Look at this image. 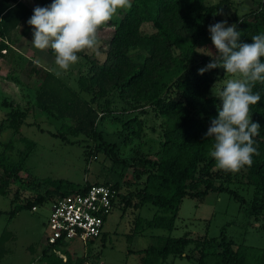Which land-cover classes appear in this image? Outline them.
Listing matches in <instances>:
<instances>
[{"label":"trees","instance_id":"1","mask_svg":"<svg viewBox=\"0 0 264 264\" xmlns=\"http://www.w3.org/2000/svg\"><path fill=\"white\" fill-rule=\"evenodd\" d=\"M52 2L0 0V58H4L10 51L9 43L13 41L12 34L19 22L29 19L35 7H46ZM131 3V9L123 11L116 21L110 20L98 30V49L105 55L102 62L93 55L86 56L84 52L77 54L87 61L85 72L79 73L76 80L77 90L51 70L34 64L33 72L38 74V79L33 100L20 106L12 100L0 99V106L7 108L6 115L0 120V130L9 129L12 133L6 143L7 148L13 149L15 138L28 143L29 147L33 145L22 135L21 128L24 124H30L26 121L30 115L38 112L60 122L59 132L53 135L64 139L67 136L89 137L98 149L104 147L114 162L125 166L134 165V177H144L137 180L140 184L137 190L129 194L119 192L122 185L117 181L94 183L107 184L116 190L114 205L120 197L126 204L134 201L135 204L148 203L159 208L161 212H156L150 219L137 218V233L144 228L171 231L182 199L185 196L202 199L210 191L226 190L247 206L245 209L249 216L261 214L264 210V83L257 82L254 86L253 92L259 93L261 100L250 106V118L261 127L259 135L254 137L258 154L253 155L251 167L245 166L238 173H226L219 169L214 171L216 161L209 155L214 140L206 137L205 133L211 121L218 117V108H222L223 104L216 96L208 95L210 85L218 77L215 74L192 76L189 73L196 65L195 57L201 63H207L213 59L210 55L212 52L216 55L207 23L218 12L204 0H131ZM236 26L241 33L240 43H251L252 36L264 34V0H261L258 10L245 15ZM199 48H203L209 55L198 53ZM48 52L55 55L51 48H48ZM261 62H264V57H261ZM171 91H176L179 97L174 99L169 96ZM82 93H87L89 97H84ZM111 93H116L119 100L130 104L131 108L135 104L148 103L162 117L160 146L153 157L142 155L141 162H130L129 159L119 157L114 144L103 138L98 129L99 120L109 114L133 137L139 138L143 132L140 118L136 114L125 116L126 108H122V115H114ZM125 138L130 142L126 134ZM139 164L143 166L141 169L137 167ZM0 167L4 175L0 179V193L3 195L10 192V179L22 186L31 182L29 174L20 165L7 161L3 154H0ZM213 175L223 177L224 180H216ZM225 180L251 185V199H241ZM44 183L47 187L42 193L21 196L20 190H16L11 202L14 204L19 197L22 199L14 204L9 217L22 209L37 207L48 197H66L76 192H85L91 185L49 178ZM10 235L7 230L0 235V255ZM100 236L103 237V232ZM191 242L192 239L186 236H168L160 248L143 249L139 253L155 252L159 259L164 260L169 254L182 256L185 247ZM218 245L219 250H210L204 246L199 248L200 242H195V264L245 263L244 247L233 246L223 235ZM54 246L66 258L63 260L47 245L39 257L45 264L86 263L84 256L75 257L67 250V244L58 243ZM184 256L189 257L188 254ZM256 258L260 264H264V249L257 250ZM142 259L144 264L150 262L148 258Z\"/></svg>","mask_w":264,"mask_h":264},{"label":"rangeland","instance_id":"2","mask_svg":"<svg viewBox=\"0 0 264 264\" xmlns=\"http://www.w3.org/2000/svg\"><path fill=\"white\" fill-rule=\"evenodd\" d=\"M204 2L218 12L214 19L211 17L212 19L207 23L209 30V25L225 20L228 22L226 26L237 25L245 15L258 10L261 0H204ZM123 11L125 10H118L112 19L121 17L119 13ZM32 40L33 35L30 38L23 36L16 44V48L21 53L14 50L15 53H12L11 49L6 53L5 59L0 58V99H11L20 106L32 101L38 74L33 72L34 63L29 64L25 60L27 57L37 55L44 56L43 62H39L42 66H39L40 68L47 67L51 68L53 73L59 72L58 76L77 90L76 80L79 73H84L86 70V58L78 56V62L71 65L67 71H63L55 65V61L50 63L49 61L53 59L52 55L45 52L46 50L35 48ZM84 52L87 55L92 54L100 62L105 58L98 49V44L94 51ZM198 53L206 52L203 48H199ZM213 54V52L210 54L212 58L216 56ZM195 58L196 65L189 73L192 76L199 74L198 70L212 61L201 63L197 57ZM205 73L215 74L218 77L208 89V95L213 96H216L214 92L220 91L222 86L226 85L227 80L236 78L226 74V70L222 67ZM82 95L89 97L87 93ZM169 96L174 99L179 97L176 91H171ZM110 97L114 99V105L111 106L115 111L114 115H122L120 114L122 108H126L125 116L136 114L140 118L143 132L139 138L133 137L129 132L126 133L127 131L112 114H109L99 120L98 129L101 130L103 138L108 143L114 144V150L119 157L129 159L130 162H141L142 155L153 157L160 146L162 117L157 115L148 103L135 104L131 108L130 104L119 100L116 93H111ZM217 99L223 102L221 98L217 97ZM6 111L7 108L0 106V120L6 115ZM26 121L30 124H24L21 133L33 143L31 147L28 143H22L15 138L13 149H8L6 143L12 133L9 129L0 130V154H3L7 161L20 165L24 172L29 174V178H32L29 184L23 186L10 179L8 185L10 192L4 195L0 193V235L6 230L11 234L4 242L0 264H45L39 257L42 250L47 248L46 222L54 198L48 197L42 204H38L35 210L22 209L10 218L9 212L14 204L22 199L19 197L14 204L11 202L16 190H20L21 196L42 193L47 187L44 180L49 178L65 179L79 185L96 181L110 183L117 181L122 185L119 192L129 194L137 190L140 185L137 180L144 177L143 175L140 179L134 177L136 168L134 165L125 166L114 162L109 152H106L102 146L98 149L89 137L67 136L64 139L53 135L59 132L58 120L47 118L37 112L30 115ZM125 134L130 138V142L125 138ZM137 167L141 169L143 166L139 164ZM0 177L1 180L4 178L2 167H0ZM213 178L224 180L223 177L219 178L216 175H213ZM224 182L236 191L241 199L245 201L251 199L253 193L251 185L236 180ZM246 207L226 190L210 191L202 199L185 196L180 203L174 228L171 231L162 228H144L137 233L135 224L138 217L150 219L153 214L161 211L155 205L148 203L140 205L130 201V204H126L119 197L105 220L102 228L103 237L99 236L85 244L73 240L67 244V250L75 257L84 256L86 258L84 264H144L142 257L149 259L148 264H195L197 250H194V243L200 242L199 248L204 246L210 250H219L218 244L223 235L226 240L232 242L233 246L244 247V264H260L256 252L264 249V210L259 215L249 216ZM168 236L191 238L192 242L184 249V254H188L189 257H185L184 254L182 256L169 254L162 260L155 252L139 253V250L143 249L160 248Z\"/></svg>","mask_w":264,"mask_h":264},{"label":"clouds","instance_id":"3","mask_svg":"<svg viewBox=\"0 0 264 264\" xmlns=\"http://www.w3.org/2000/svg\"><path fill=\"white\" fill-rule=\"evenodd\" d=\"M131 7V0H53L49 6H37L27 21L33 29V46L39 50L51 48L55 65L67 71L78 62V53L96 49L99 28L112 20L118 10ZM227 24L225 20L209 25L216 56L198 71L203 75L222 67L226 74L236 77L214 92L223 104L205 136L214 140L209 155L215 159L216 168L238 173L245 166L251 167L253 155L258 154L254 137L261 127L249 113L250 106L261 100L253 88L257 82L264 83V34L252 36L251 43H240L236 24Z\"/></svg>","mask_w":264,"mask_h":264},{"label":"built area","instance_id":"4","mask_svg":"<svg viewBox=\"0 0 264 264\" xmlns=\"http://www.w3.org/2000/svg\"><path fill=\"white\" fill-rule=\"evenodd\" d=\"M116 199V190L107 184L91 185L85 192L54 198L47 219L46 244L65 260L54 245L79 240L83 244L100 236ZM36 206L32 207L35 210Z\"/></svg>","mask_w":264,"mask_h":264},{"label":"crops","instance_id":"5","mask_svg":"<svg viewBox=\"0 0 264 264\" xmlns=\"http://www.w3.org/2000/svg\"><path fill=\"white\" fill-rule=\"evenodd\" d=\"M120 15H121V13H119ZM30 19V18H29ZM29 19H23V20H21L20 22H19V24L17 25V27H16V29H15V31L13 32V34H12V36H13V41H11V43H9L10 44V50L12 49V51L14 50V51H18L19 53H21V51L19 50V49H17L16 48V44H17V41L20 39V38H22L23 36L24 37H28V38H30L33 34V29H32V26H30L28 23H27V21L29 20ZM117 19H112V21H116ZM12 52V53H15V52ZM45 52H47V53H49L48 52V49H46V51ZM37 53V52H36ZM39 54H41V52H39ZM50 54V53H49ZM84 54L85 55H87V53H85L84 52ZM90 55H92V54H90ZM8 56H10V54L8 55ZM36 57V59H37V61H36V59L34 60V58ZM44 57V56H43ZM42 56H30V57H27V60H25L27 63H29V64H36L38 67L40 66V67H42L40 64H39V62H43V58ZM6 58V56L4 57V58H1V59H5ZM52 58L53 59H51V61H49L50 63H53L54 61H55V55H52ZM36 61V62H35ZM53 65V64H52ZM43 68H47V67H43ZM47 69H49V70H51V68H47ZM9 100V99H8ZM11 100V99H10ZM33 100V99H32ZM13 101V100H12ZM14 102V101H13ZM31 102V101H30ZM14 103H16V102H14ZM16 104H18L19 105V103H16ZM62 253V252H61Z\"/></svg>","mask_w":264,"mask_h":264}]
</instances>
